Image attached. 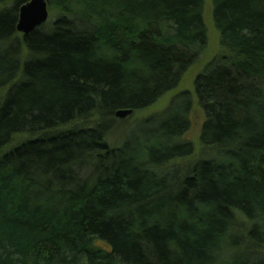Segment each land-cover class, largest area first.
<instances>
[{
	"label": "trees",
	"instance_id": "obj_1",
	"mask_svg": "<svg viewBox=\"0 0 264 264\" xmlns=\"http://www.w3.org/2000/svg\"><path fill=\"white\" fill-rule=\"evenodd\" d=\"M29 1L0 0V264H264V0H209L194 93L206 0H47L24 35Z\"/></svg>",
	"mask_w": 264,
	"mask_h": 264
},
{
	"label": "rangeland",
	"instance_id": "obj_2",
	"mask_svg": "<svg viewBox=\"0 0 264 264\" xmlns=\"http://www.w3.org/2000/svg\"><path fill=\"white\" fill-rule=\"evenodd\" d=\"M205 22L208 30V48L206 54L197 65H195L185 74L183 82L178 89L179 91H189L191 93H194V80L197 74L208 62L212 61L223 53V50L221 49L219 44V36L212 23L211 6L209 0H206ZM172 95L173 94H169L163 97L155 106L148 110L131 114L123 119H118V127L114 128L111 135L109 136L111 145L116 146L121 144L122 140L127 138L128 133H133L134 131H155L154 122L147 124L144 122V120L154 116H158L162 112H164L169 105ZM189 118L190 129L185 136V139L192 142L195 146V155L192 159L194 161L202 157L201 150L199 149V137L202 129V124L205 119L201 109L197 107L196 103L194 104ZM181 165L183 164L181 163L179 167Z\"/></svg>",
	"mask_w": 264,
	"mask_h": 264
},
{
	"label": "water",
	"instance_id": "obj_3",
	"mask_svg": "<svg viewBox=\"0 0 264 264\" xmlns=\"http://www.w3.org/2000/svg\"><path fill=\"white\" fill-rule=\"evenodd\" d=\"M49 16L47 0H30L20 9L17 31L28 35L44 25L48 21ZM131 114V110L120 111L117 113V117L123 119Z\"/></svg>",
	"mask_w": 264,
	"mask_h": 264
}]
</instances>
